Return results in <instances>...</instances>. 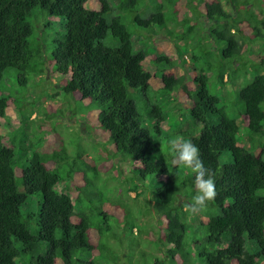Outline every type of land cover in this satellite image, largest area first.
Listing matches in <instances>:
<instances>
[{
	"label": "trees",
	"instance_id": "obj_1",
	"mask_svg": "<svg viewBox=\"0 0 264 264\" xmlns=\"http://www.w3.org/2000/svg\"><path fill=\"white\" fill-rule=\"evenodd\" d=\"M87 1L90 0H0V83L10 85H4L7 93L0 88V119L6 118L9 101L24 109L19 95H26L27 85L44 70L42 44L36 40L29 21L32 12L40 9L48 17L63 18L65 35L52 53L56 72L71 71L63 92L77 93L94 104L98 124L108 133L115 156L133 165L135 191L142 186L150 188L152 198L144 204L151 219L155 217L154 227L142 221V233L152 228L156 238L146 241L145 246L151 245L156 254L137 252L135 245H129L131 257L138 253L135 262L132 259L129 264H264V147L258 154L254 150V138L264 137V75H255L237 95L240 117L252 135L249 147H241L236 119L220 106L209 86V62L200 55H191L192 62L202 66L199 70L193 66L192 90L187 87L190 79L168 73L183 65L187 50L179 51L176 40L186 37L168 27V22L177 24V20H167L162 8L166 4L174 7L179 0H166L164 4L152 0L154 11L146 17L141 10L145 12L147 4L142 0H94L98 10L85 8ZM225 1L229 11L220 0H200L204 18L212 24L210 35L223 46L221 57L235 59L243 48L244 36L237 26L250 21L238 18L240 0ZM261 5L262 16L251 14V18L262 17L258 21L264 26V0ZM133 23L147 32L137 52H133L127 28ZM154 26L159 27L158 31ZM250 28L259 34L255 26ZM163 30L164 39L174 42L176 60L162 53L148 57L147 51L154 49L156 41L153 35ZM192 30L189 25L186 33ZM259 62L263 64L261 58ZM146 64L153 66L158 88L151 86L153 76ZM9 72L12 73L7 75ZM216 78L219 85L229 82L228 76L224 81L223 73ZM180 91L191 107L177 105L174 94ZM149 93L152 96L148 98ZM187 110L191 126L184 116ZM173 115L183 122H177ZM143 118L150 122L149 129L141 126ZM26 119L20 120L17 136H25ZM163 123H167L166 130ZM175 138L190 139L196 144L206 168L214 174L215 198L194 213L187 207L195 192L194 174L174 165L168 151ZM8 139L9 134L0 132V264H97L77 255L79 251L92 254L96 249L101 259L108 245L100 239L95 246L87 210L75 212L81 193L73 200L69 194L55 190L62 180L59 163L68 159L66 150L33 152L30 160L22 163L10 147L16 141ZM49 162L57 166L50 169L46 166ZM85 169L94 170L84 163L79 169L83 175ZM143 193L141 190L135 198L144 197ZM33 196L40 197L36 211L28 208L30 212L22 215L21 208ZM98 215L107 220L101 209ZM96 231L100 238V230ZM106 237L121 246L119 235L108 232ZM115 257L113 264H122Z\"/></svg>",
	"mask_w": 264,
	"mask_h": 264
},
{
	"label": "rangeland",
	"instance_id": "obj_2",
	"mask_svg": "<svg viewBox=\"0 0 264 264\" xmlns=\"http://www.w3.org/2000/svg\"><path fill=\"white\" fill-rule=\"evenodd\" d=\"M151 1L142 0V4H147L146 11L141 10L144 13L143 17H146L147 13L154 11ZM155 1L157 4L166 2V0ZM220 1L224 9L229 11L226 1ZM243 2H245L244 4H249L248 7L246 5L243 6ZM261 2L262 0H243L242 2L240 0L242 5L238 10V18L247 19L250 24L243 23L237 26L238 29L242 30L244 36L243 48L235 59H223L221 57L223 46L208 34L207 30L211 24L204 19L202 14L203 3L200 0L190 3L188 0H179L174 7L166 4L162 8V13L167 20H177V24L168 22V27L176 29V33L186 37V40H176L179 51L185 52L187 50L182 60L183 65L176 66L168 73L175 77L186 76L188 80L190 79L187 87L192 90L193 66L195 65L198 70L202 66L201 64L193 63L191 55H200L209 62L211 65L208 73L210 75L208 78L209 86L212 93L219 98L220 106L225 107L227 114L236 119L239 126L238 145L241 147H249L252 135L245 129L247 123L242 116L240 117L241 107L237 101V95L239 90L249 84L255 75H264V26L258 21L262 17L255 16V20L251 18V14L262 16L263 7ZM84 7L92 10L99 9L98 3L94 0L87 1ZM234 16H237V14ZM29 21L36 40L42 44L41 66L44 70L40 74L35 75L34 79L27 85L29 92L26 95H19L20 103L24 105L23 110L20 109L19 105L9 101L7 116L3 121L0 120L1 133H13L20 130V120L28 117L24 122V124L28 125L25 136L16 135L14 137L16 143L10 146L14 149L16 156L22 159V163H27L33 152L51 154L57 153L62 149L66 150L68 159L59 163V173L62 180L55 187V190L69 194L73 200L81 193V200L78 203L82 209H79L78 204L75 212L80 213L82 210H87L92 227L90 229L91 239L95 246L98 245L100 239L108 244L105 246L106 249L102 251L105 254L104 258H97L98 252L96 253V249L95 253L92 252V254H84L79 251L77 253L78 256L89 261L93 260L97 264H113L112 259L115 255V258H118L122 264H129L132 259L135 262L138 258V253L133 254L132 258L127 246L135 245L137 252L139 250H143L146 253L154 252L151 250L153 248L151 245L145 246L146 241L155 240L156 238L150 231L154 227L155 217L153 216L151 219L150 215L145 211L146 206L144 204L149 197L152 198L150 188L142 186L141 189L135 191L134 183L136 178L134 169H132L133 165L128 164L129 162L124 163L119 157L115 156L113 144L108 133L104 132L98 124V110L94 104L89 100L81 99L77 93L63 92L62 86L66 84L71 71L56 72L54 67H52V53L55 45L65 35V20L63 18L48 17L40 9H35ZM189 25L193 26V30L187 34L186 31ZM254 26L259 29V34L251 30L250 27ZM154 27L158 31L159 27ZM127 28L131 33L133 52H137L147 32L136 26L135 23L129 24ZM164 32L165 30L153 35V40L155 39L156 41L154 42V49L151 47L148 49V57L152 58L154 55L162 53L170 60H176L177 49L174 42L164 39ZM151 35L152 32H149L150 37ZM259 58H261L263 64L259 62ZM146 67L153 75V66L146 64ZM10 73L12 72L7 73V75ZM219 73L224 74V81L227 76L229 77L227 84L219 85L216 78ZM5 84L0 83L3 93H7L3 91ZM151 86L154 89L158 88L159 79L153 76ZM8 87L10 88V85ZM147 96L149 98L152 93ZM174 98L178 102L177 105L181 108H189L192 105L181 91L176 92ZM177 116H174L175 120L179 123L183 122V119ZM184 116L188 118L191 126L193 123L188 110L184 113ZM141 126L149 129L151 124L147 119L143 118ZM162 127L163 130H166L167 123H163ZM11 140H13L12 136L8 141ZM254 144L257 145L254 150L258 154L260 149L264 147V137L261 139L254 138ZM221 161H223L222 158ZM84 163L93 167L94 170L85 169V175H83V171L79 169L84 167ZM46 166L53 169L57 165L54 162H49ZM148 180L147 178L146 183H148ZM129 189H133V192L128 191ZM141 190L144 192V197L135 198V195L140 193ZM261 193H264V191H261ZM37 200H40V197L33 196L29 198L28 203L21 208V214L25 215L30 212V208L31 211H36ZM100 209L107 214L106 221H104L103 216L98 215ZM142 221L149 223V227L152 226V228L147 230L149 232L146 234L142 233ZM195 221L194 219L192 223ZM203 221H205L204 218ZM132 227H134V231ZM94 229L100 230V238ZM108 232H113L120 236L122 240L121 246L116 244L114 239L106 237ZM154 253L156 254V252ZM157 255H159L158 251ZM141 262L138 264H141ZM56 264L62 263L59 261Z\"/></svg>",
	"mask_w": 264,
	"mask_h": 264
},
{
	"label": "clouds",
	"instance_id": "obj_3",
	"mask_svg": "<svg viewBox=\"0 0 264 264\" xmlns=\"http://www.w3.org/2000/svg\"><path fill=\"white\" fill-rule=\"evenodd\" d=\"M168 151L173 157L172 163L179 165L194 174V195L187 206L191 212H197L207 207L216 196L214 174L205 166L196 144L190 139L175 138L169 143Z\"/></svg>",
	"mask_w": 264,
	"mask_h": 264
},
{
	"label": "bare ground",
	"instance_id": "obj_4",
	"mask_svg": "<svg viewBox=\"0 0 264 264\" xmlns=\"http://www.w3.org/2000/svg\"><path fill=\"white\" fill-rule=\"evenodd\" d=\"M243 8V7H242ZM202 14H203V12H202ZM204 16V15H203ZM205 19V18H204ZM207 22V21H206ZM211 24V23H210ZM212 27V24H211V26H210V28ZM209 28V29H210ZM209 29L207 30L208 31V34L210 35V31H209ZM210 37H211V35H210ZM212 38V37H211ZM149 66V65H148ZM147 68V67H146ZM151 74V73H150ZM152 75V74H151ZM152 76H154V74L152 75ZM186 77V76H185ZM187 78V77H186ZM153 79V78H152ZM151 79V80H152ZM151 83V82H150ZM8 109V108H7ZM0 120H2L3 121V119H0ZM26 125V124H25ZM27 126V128H28V125H26ZM19 128H20V124H19ZM18 131V130H17ZM17 131H15V132H13V133H6V134H9L10 135V138H11V136H12V138H14L16 135H17ZM1 132V131H0Z\"/></svg>",
	"mask_w": 264,
	"mask_h": 264
},
{
	"label": "crops",
	"instance_id": "obj_5",
	"mask_svg": "<svg viewBox=\"0 0 264 264\" xmlns=\"http://www.w3.org/2000/svg\"><path fill=\"white\" fill-rule=\"evenodd\" d=\"M147 69V68H146ZM148 70V69H147Z\"/></svg>",
	"mask_w": 264,
	"mask_h": 264
}]
</instances>
